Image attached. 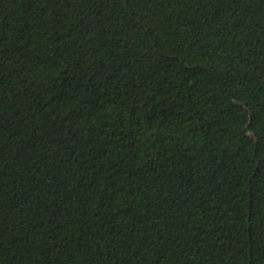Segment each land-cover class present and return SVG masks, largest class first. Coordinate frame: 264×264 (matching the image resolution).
I'll list each match as a JSON object with an SVG mask.
<instances>
[{
    "label": "trees",
    "instance_id": "obj_1",
    "mask_svg": "<svg viewBox=\"0 0 264 264\" xmlns=\"http://www.w3.org/2000/svg\"><path fill=\"white\" fill-rule=\"evenodd\" d=\"M0 264H264V0H0Z\"/></svg>",
    "mask_w": 264,
    "mask_h": 264
}]
</instances>
